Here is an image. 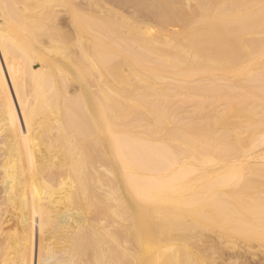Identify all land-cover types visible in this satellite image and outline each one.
Instances as JSON below:
<instances>
[{"label": "bare ground", "instance_id": "1", "mask_svg": "<svg viewBox=\"0 0 264 264\" xmlns=\"http://www.w3.org/2000/svg\"><path fill=\"white\" fill-rule=\"evenodd\" d=\"M247 253L264 260V0H0V264Z\"/></svg>", "mask_w": 264, "mask_h": 264}, {"label": "rangeland", "instance_id": "2", "mask_svg": "<svg viewBox=\"0 0 264 264\" xmlns=\"http://www.w3.org/2000/svg\"><path fill=\"white\" fill-rule=\"evenodd\" d=\"M159 27V26H158ZM157 27V28H158ZM188 109V108H187ZM216 109H220V108H216ZM256 251V248L255 249H252V250H250V253H254ZM242 252H244V251H242ZM250 253H247V255L244 257V261L246 262V264H264V260H262V258L260 257V255L259 254H257V256L256 257H252L251 256V254ZM249 254V255H248ZM254 259H252V258ZM250 258V259H249ZM256 260V261H255ZM249 261L251 262V263H249ZM255 261V262H254Z\"/></svg>", "mask_w": 264, "mask_h": 264}]
</instances>
